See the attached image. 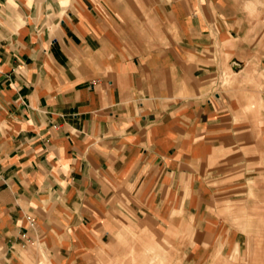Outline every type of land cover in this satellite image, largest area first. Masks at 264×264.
<instances>
[{"label": "crops", "instance_id": "crops-1", "mask_svg": "<svg viewBox=\"0 0 264 264\" xmlns=\"http://www.w3.org/2000/svg\"><path fill=\"white\" fill-rule=\"evenodd\" d=\"M263 169L264 0H0V264L225 239L207 202Z\"/></svg>", "mask_w": 264, "mask_h": 264}, {"label": "rangeland", "instance_id": "rangeland-1", "mask_svg": "<svg viewBox=\"0 0 264 264\" xmlns=\"http://www.w3.org/2000/svg\"><path fill=\"white\" fill-rule=\"evenodd\" d=\"M207 204L212 224L207 228L217 229L218 235L224 232L225 239L215 240L211 234L199 240L202 223L192 218L167 227L128 223L110 246L118 255L100 264H264V176L255 175ZM200 245L207 253L201 254Z\"/></svg>", "mask_w": 264, "mask_h": 264}]
</instances>
